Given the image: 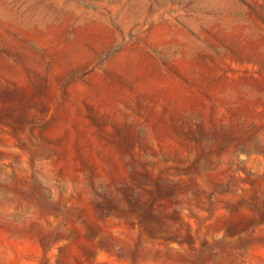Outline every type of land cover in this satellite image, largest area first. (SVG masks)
<instances>
[{"label":"rangeland","instance_id":"1","mask_svg":"<svg viewBox=\"0 0 264 264\" xmlns=\"http://www.w3.org/2000/svg\"><path fill=\"white\" fill-rule=\"evenodd\" d=\"M0 264H264V0H0Z\"/></svg>","mask_w":264,"mask_h":264}]
</instances>
